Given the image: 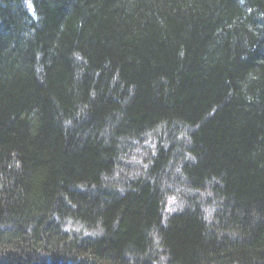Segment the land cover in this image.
Wrapping results in <instances>:
<instances>
[{"label": "trees", "instance_id": "trees-1", "mask_svg": "<svg viewBox=\"0 0 264 264\" xmlns=\"http://www.w3.org/2000/svg\"><path fill=\"white\" fill-rule=\"evenodd\" d=\"M0 264H264V0H0Z\"/></svg>", "mask_w": 264, "mask_h": 264}, {"label": "rangeland", "instance_id": "rangeland-1", "mask_svg": "<svg viewBox=\"0 0 264 264\" xmlns=\"http://www.w3.org/2000/svg\"><path fill=\"white\" fill-rule=\"evenodd\" d=\"M167 203H168L167 205H168V207H169V205L172 203V201H171V200H168ZM168 207H167V208H168Z\"/></svg>", "mask_w": 264, "mask_h": 264}]
</instances>
